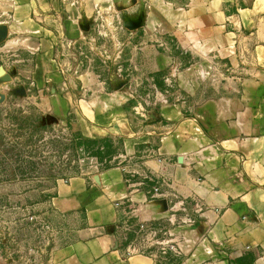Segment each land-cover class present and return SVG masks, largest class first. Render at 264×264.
I'll list each match as a JSON object with an SVG mask.
<instances>
[{
  "label": "crops",
  "instance_id": "crops-1",
  "mask_svg": "<svg viewBox=\"0 0 264 264\" xmlns=\"http://www.w3.org/2000/svg\"><path fill=\"white\" fill-rule=\"evenodd\" d=\"M13 100L121 145L42 192L45 264H264V0H0Z\"/></svg>",
  "mask_w": 264,
  "mask_h": 264
},
{
  "label": "rangeland",
  "instance_id": "rangeland-1",
  "mask_svg": "<svg viewBox=\"0 0 264 264\" xmlns=\"http://www.w3.org/2000/svg\"><path fill=\"white\" fill-rule=\"evenodd\" d=\"M120 150L118 140L86 137L74 114L60 121L14 100L0 109V264H45L53 237L36 209L42 192Z\"/></svg>",
  "mask_w": 264,
  "mask_h": 264
}]
</instances>
